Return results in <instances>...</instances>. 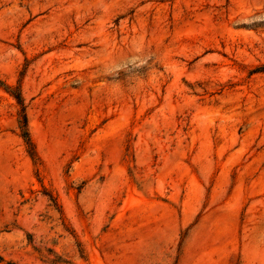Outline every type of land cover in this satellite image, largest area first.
I'll return each mask as SVG.
<instances>
[{
	"label": "rangeland",
	"instance_id": "obj_1",
	"mask_svg": "<svg viewBox=\"0 0 264 264\" xmlns=\"http://www.w3.org/2000/svg\"><path fill=\"white\" fill-rule=\"evenodd\" d=\"M0 82V264H264V0H0Z\"/></svg>",
	"mask_w": 264,
	"mask_h": 264
},
{
	"label": "trees",
	"instance_id": "obj_2",
	"mask_svg": "<svg viewBox=\"0 0 264 264\" xmlns=\"http://www.w3.org/2000/svg\"><path fill=\"white\" fill-rule=\"evenodd\" d=\"M0 87H4L3 84H1V82H0ZM4 89L8 90L7 87H5ZM9 92H10L11 96L16 100L18 106L21 109L20 113H19V120H18L21 138L23 139V141L25 142V144L29 148L28 153L31 156V158L34 160L36 157V154H35V148H34L32 140H31L30 133H29L28 117L26 114V106H25L24 99H23V97H22V95L18 89L13 90V91L11 90Z\"/></svg>",
	"mask_w": 264,
	"mask_h": 264
}]
</instances>
